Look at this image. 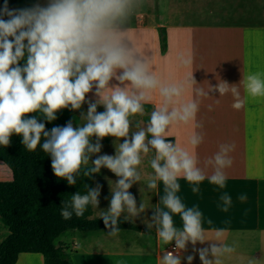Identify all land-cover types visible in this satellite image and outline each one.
I'll list each match as a JSON object with an SVG mask.
<instances>
[{"label":"clouds","instance_id":"9594fccd","mask_svg":"<svg viewBox=\"0 0 264 264\" xmlns=\"http://www.w3.org/2000/svg\"><path fill=\"white\" fill-rule=\"evenodd\" d=\"M139 6L140 0H47L45 4L9 8L8 0H4L0 7V145L11 146L13 135L21 137L29 151L39 145L51 157L54 175L65 179L69 186L76 185L81 174L93 178L102 168L115 174L116 187L111 189L109 206L101 214L105 228L113 236L119 232L122 215L126 214L127 221L129 216L138 217L146 210L142 200L137 206L129 189L141 180L138 166L142 154L154 150L150 161L154 174L147 188L157 189V182L162 181L165 195L161 198L164 207L155 208L148 228L155 226L158 238L166 245L175 242L173 251H164L160 257L162 264H181L182 258L174 252L185 250L189 242L195 246L209 239L199 208L186 207L177 195L181 187L178 180L183 178L193 184L194 193L200 191L199 184L205 179L223 189L227 179L224 170L233 164L229 154L235 144L219 145L218 151L205 161V168H213L212 174L206 175L194 151L203 143V134L193 132L189 137L192 151L167 139L173 126L196 120L199 101L182 102L187 81L162 80L129 41L128 24ZM179 59L182 64L191 63L190 57ZM190 79L195 84L192 76ZM246 79L252 96H264V72L251 73ZM113 80L118 83L110 84ZM222 85L227 84L218 86L224 95L228 88ZM93 89L99 97L95 102L86 100ZM208 91L195 89V94L208 97ZM231 91L239 95L235 86ZM153 93H158L161 103L151 112L146 127L132 131L130 136V117L144 113V104L150 102ZM85 103L87 111L80 115L84 124L74 126L69 120L46 128L45 122L55 121L61 109L80 110ZM99 105L104 106L103 112L97 111ZM241 106L239 101L233 105L237 109ZM109 136L116 141L123 138V142H114V155L101 154V141ZM85 187V194L78 191L64 203L60 214L65 220L71 219L73 213L83 216L89 205L98 208L102 185ZM239 199L246 200V194ZM220 200L222 210L227 212L231 195L225 192ZM174 214L180 215L182 227L175 226ZM223 232H217L218 242ZM209 249L215 257L214 264H219L217 257L236 250L235 245L210 244L198 250L202 264H213L207 258ZM186 259L187 264H192L194 257Z\"/></svg>","mask_w":264,"mask_h":264},{"label":"crops","instance_id":"0c3cea01","mask_svg":"<svg viewBox=\"0 0 264 264\" xmlns=\"http://www.w3.org/2000/svg\"><path fill=\"white\" fill-rule=\"evenodd\" d=\"M37 2L45 4L47 0H17L16 8ZM154 3L152 11L136 9L128 24L127 37L162 80L187 81L182 102L199 101L196 120L173 126L167 139L192 151L189 137L193 132L203 134V143L194 151L206 175H211L213 168H205V161L218 151L219 145L235 144V150L229 154L233 164L224 170L227 179L223 189L205 179L199 184L200 191L194 193L193 184L183 178L178 180L181 187L177 195L186 207L199 208L209 240L195 246L189 242L185 250L173 254L182 258L181 264H187L190 255L194 257L192 264H202L198 250L223 243L235 245L236 250L217 257L219 264H264V96H252L246 87L249 74L264 72V0H155ZM159 29L166 33L165 52L161 50ZM181 56L190 57L191 63L182 64ZM191 76L195 84L191 83ZM115 83L118 81L110 82ZM220 83L227 84L222 85L228 88L224 95L218 90ZM232 86L238 89V96L232 93ZM201 88L212 89L208 97L196 96L195 89ZM97 99L95 89L86 97L93 102ZM237 101L242 104L239 109L233 107ZM160 103L161 97L153 93L144 109L151 115ZM209 105L213 106L211 111ZM196 124L203 127H195ZM4 168L7 167L0 163V173ZM150 173L152 177L154 170ZM103 180L109 178L104 176ZM157 184L153 190H148L147 184H134L129 189L137 206L141 200L145 205V212L127 220L141 231L123 229L115 236L109 235L108 229L68 231L54 244L63 247L71 264H162L160 257L175 242L166 245L158 238L155 226L148 228L155 208L164 207L161 201L164 185L162 181ZM100 185V204L98 208L92 206L93 218H101L107 210L111 189L116 187V184ZM225 192L232 197L227 212L222 210L220 200ZM241 194H246L247 199L241 201ZM173 220L175 226L182 227L179 214H174ZM0 225L3 227L1 222ZM221 229L224 232L218 242L217 232ZM207 258L214 264L210 249ZM14 264H44V259L41 254L20 253Z\"/></svg>","mask_w":264,"mask_h":264},{"label":"trees","instance_id":"16d2710c","mask_svg":"<svg viewBox=\"0 0 264 264\" xmlns=\"http://www.w3.org/2000/svg\"><path fill=\"white\" fill-rule=\"evenodd\" d=\"M3 3L0 0V7ZM8 5L16 8L17 0H8ZM158 34L161 50L165 52V30L159 29ZM57 117L55 121L45 122L47 129L75 118L70 109H61ZM21 139L13 135L11 146L0 145V163L11 172V180L0 181V222L8 232L0 242V264H14L20 253L41 254L44 264H71L63 247L56 246L54 241L68 231L87 233L106 228L101 218L92 217V205L83 216L73 213L68 220L61 216V208L76 192L85 194L86 184L94 186L97 174L93 178L81 174L76 185L69 186L65 179L54 175L51 157L39 145L29 151ZM123 229L141 231L120 218L119 230Z\"/></svg>","mask_w":264,"mask_h":264},{"label":"rangeland","instance_id":"374dc122","mask_svg":"<svg viewBox=\"0 0 264 264\" xmlns=\"http://www.w3.org/2000/svg\"><path fill=\"white\" fill-rule=\"evenodd\" d=\"M154 2H155V0H153V3L146 2V0H140V6L137 8V11H140V10L145 11L148 8L150 11L154 10L155 9V3ZM87 108H88V104L85 103L84 105H82V108L80 110H71V113L75 117L73 120L74 126H76L77 124L82 125L85 123V121L80 118V115H81V112L86 113ZM104 110L105 109H104L103 105H99L97 108L98 112H103ZM149 118H150V112L147 110H145L143 114H135L134 116H131L130 120L132 121V123L130 124L129 135L131 136L132 131L139 130V128H144V125H147ZM94 140H95V137H93V141ZM115 141H116L115 137H111V136L105 137L101 141L103 144L101 154L107 153L109 155H114L115 154V144H114ZM119 142L122 143L123 138H120V141L119 140L116 141L117 145L119 144ZM154 152H155L154 150H151L146 155L142 154V162L138 166V171L141 175V180L137 184H147L148 181L152 178L150 176V174H151L150 170L152 169L150 166V161L152 159V155ZM92 159H95V156L92 157ZM88 166H91V164H89ZM104 176H107L109 178V180L104 182V180H103ZM10 179H11L10 171L7 168H4L0 173V181H8ZM117 179L118 178L115 176V174H113L110 170H108L107 168H102L100 173L96 175V178L94 180V184H96V183H99V184H115V181ZM4 230H5V228L1 227V225H0V240L4 239V237H6L7 233H5Z\"/></svg>","mask_w":264,"mask_h":264},{"label":"built area","instance_id":"2783aa9c","mask_svg":"<svg viewBox=\"0 0 264 264\" xmlns=\"http://www.w3.org/2000/svg\"><path fill=\"white\" fill-rule=\"evenodd\" d=\"M174 247H175V245H174V246L171 248V250H170V251H173Z\"/></svg>","mask_w":264,"mask_h":264}]
</instances>
